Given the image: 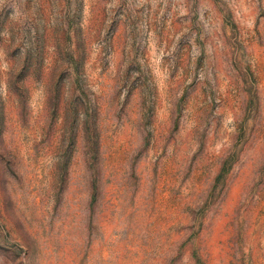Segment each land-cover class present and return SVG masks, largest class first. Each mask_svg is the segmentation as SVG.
Masks as SVG:
<instances>
[{"label":"rangeland","instance_id":"374dc122","mask_svg":"<svg viewBox=\"0 0 264 264\" xmlns=\"http://www.w3.org/2000/svg\"><path fill=\"white\" fill-rule=\"evenodd\" d=\"M0 264H264V0H0Z\"/></svg>","mask_w":264,"mask_h":264}]
</instances>
